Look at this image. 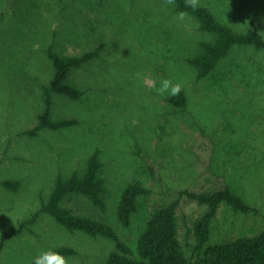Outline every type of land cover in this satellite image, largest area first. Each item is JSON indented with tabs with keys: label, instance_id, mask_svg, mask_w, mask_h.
<instances>
[{
	"label": "rangeland",
	"instance_id": "374dc122",
	"mask_svg": "<svg viewBox=\"0 0 264 264\" xmlns=\"http://www.w3.org/2000/svg\"><path fill=\"white\" fill-rule=\"evenodd\" d=\"M239 31L264 35V0H200ZM165 0H0V241L47 200L59 175L83 171L100 150L107 209L83 196L66 202L111 223L132 245L153 210L178 200L179 239L190 261L196 251L195 221L207 206L185 190L230 186L252 206L222 203L209 244L264 228V50L235 45L206 77L186 57L209 35ZM104 44L99 57L77 68L71 81L85 89L77 99L54 95L53 113L79 122L59 130L27 132L44 108L43 88L53 75L48 48L80 53ZM164 78L179 83L188 104L176 109L169 96L144 85ZM18 179V189L3 184ZM148 191L130 226L117 219L129 181ZM72 245L69 264H101L115 249L105 236L70 231L50 214L6 240L0 264H33L42 251Z\"/></svg>",
	"mask_w": 264,
	"mask_h": 264
},
{
	"label": "trees",
	"instance_id": "16d2710c",
	"mask_svg": "<svg viewBox=\"0 0 264 264\" xmlns=\"http://www.w3.org/2000/svg\"><path fill=\"white\" fill-rule=\"evenodd\" d=\"M175 8L185 11L199 22L200 29L208 34L201 40L199 50L188 55L186 60L197 69V76H208L226 58L235 45H251L264 50V35L251 27L248 31H239L231 24L220 20L207 5L201 4L197 10L185 8L184 0H175ZM104 44L93 46L80 53H63L52 45L47 52L53 64V75L44 85V108L33 128L27 130L36 134L42 129L59 130L79 122L74 116L57 117L53 113L54 95L61 94L69 98H80L85 89L71 81L73 71L100 56ZM176 109H185L188 98L182 89L177 97H168ZM103 167L100 150L95 149L88 158L83 171H74L68 176L59 175L47 200L43 201L30 217L23 219L18 226L5 233L0 241V250L7 239L29 229L36 222L40 213L50 214L59 224L68 230L83 231L98 237L105 236L115 243V249L101 264H264V228L258 233L242 235L234 239L209 244L212 222L222 203L240 211H249L251 204L230 186L221 189L197 192L185 190L184 193L201 205L207 206L204 213L195 221L197 237L196 251L202 256L190 261L179 239L177 206L174 200L153 210L147 220L145 230L137 241V254L130 242L123 237L111 223L99 217L81 212L69 205L66 200L72 195L83 196L93 206L102 211L107 209L106 179L100 172ZM18 179H6L3 184L11 189H18ZM148 189L140 181H129L121 192L117 206V219L123 226H130L138 212L140 195ZM64 256L78 253L72 245H60L51 248Z\"/></svg>",
	"mask_w": 264,
	"mask_h": 264
},
{
	"label": "clouds",
	"instance_id": "9594fccd",
	"mask_svg": "<svg viewBox=\"0 0 264 264\" xmlns=\"http://www.w3.org/2000/svg\"><path fill=\"white\" fill-rule=\"evenodd\" d=\"M165 3L170 6H175V0H165ZM185 8L197 10L200 7V0H184ZM187 12L180 11L177 14L178 21H184ZM144 85L150 90H155L160 96L177 97L182 91V86L179 83H174L169 78H164L159 82V86L155 80L151 78L144 79ZM33 264H69L68 259L60 252L48 249L40 252L34 259Z\"/></svg>",
	"mask_w": 264,
	"mask_h": 264
}]
</instances>
